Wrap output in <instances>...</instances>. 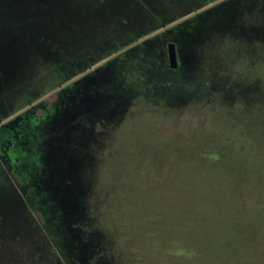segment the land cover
Listing matches in <instances>:
<instances>
[{"label": "rangeland", "instance_id": "374dc122", "mask_svg": "<svg viewBox=\"0 0 264 264\" xmlns=\"http://www.w3.org/2000/svg\"><path fill=\"white\" fill-rule=\"evenodd\" d=\"M23 114L0 264H66L52 212L71 264H264V0H0V124Z\"/></svg>", "mask_w": 264, "mask_h": 264}, {"label": "trees", "instance_id": "16d2710c", "mask_svg": "<svg viewBox=\"0 0 264 264\" xmlns=\"http://www.w3.org/2000/svg\"><path fill=\"white\" fill-rule=\"evenodd\" d=\"M210 10H207L205 12H202L198 14L195 18L191 20H187L183 24H178V31L176 32L174 30H170L169 34L171 36L172 41H177L180 37L183 35L191 32L193 29L198 28L200 25L201 19L200 16L206 15ZM200 19V20H199ZM197 20V21H195ZM174 31V32H173ZM171 32V33H170ZM25 114L20 115L17 117V119H13L11 121H8L6 123L0 124V171L6 172V165H11L15 168V170L19 173L20 168H16V165L18 162H20L21 156L23 155L22 147L20 146V141L23 140L24 136V128L28 126V116H26V120H23V124L20 123L22 118ZM19 120V121H18ZM32 121V119H29V122ZM25 125V126H24ZM23 130V131H22ZM8 159V164L6 160ZM4 164V165H3ZM21 175V174H20ZM22 178V175L20 177ZM8 177L6 174H0V190L2 188H5L8 183ZM5 182V183H3ZM35 183H30L27 186L22 185L21 189H23L24 197L27 200V203L31 207L33 211H39L42 212V204L40 202L39 196L42 194V192L37 190L35 188ZM53 212L50 213L48 217H43L42 221V228L44 229L46 235L49 237L51 242L53 243L54 247L57 249L59 254L61 255L62 259L65 261L66 264H71L69 260L67 259V254L65 252V244L67 238H65L62 233H58L55 230L56 227V220L54 219ZM54 219V220H53Z\"/></svg>", "mask_w": 264, "mask_h": 264}, {"label": "flooded vegetation", "instance_id": "af4514ba", "mask_svg": "<svg viewBox=\"0 0 264 264\" xmlns=\"http://www.w3.org/2000/svg\"><path fill=\"white\" fill-rule=\"evenodd\" d=\"M33 122V120H32ZM44 123L45 121L42 120V125L41 128H44ZM43 130V129H42ZM28 138H30L29 136H27V134L25 133L23 140L20 141V146L22 147V152L23 155L21 156L20 162L17 163L16 167L20 168L19 173L20 174H36V171L34 170V149L33 146L31 145V143L28 142ZM34 142H32L33 144ZM0 174H7V172L0 171ZM5 183V182H3Z\"/></svg>", "mask_w": 264, "mask_h": 264}, {"label": "water", "instance_id": "95a60500", "mask_svg": "<svg viewBox=\"0 0 264 264\" xmlns=\"http://www.w3.org/2000/svg\"><path fill=\"white\" fill-rule=\"evenodd\" d=\"M166 50H167L168 66L170 68H175L176 67L175 44L173 42H168L166 44Z\"/></svg>", "mask_w": 264, "mask_h": 264}]
</instances>
